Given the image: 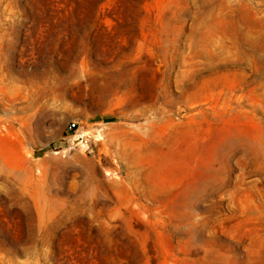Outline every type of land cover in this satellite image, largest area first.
<instances>
[{"label": "rangeland", "instance_id": "obj_1", "mask_svg": "<svg viewBox=\"0 0 264 264\" xmlns=\"http://www.w3.org/2000/svg\"><path fill=\"white\" fill-rule=\"evenodd\" d=\"M0 264H264V0H0Z\"/></svg>", "mask_w": 264, "mask_h": 264}, {"label": "built area", "instance_id": "obj_2", "mask_svg": "<svg viewBox=\"0 0 264 264\" xmlns=\"http://www.w3.org/2000/svg\"><path fill=\"white\" fill-rule=\"evenodd\" d=\"M74 127H75V124H72L71 127H70V129L73 130Z\"/></svg>", "mask_w": 264, "mask_h": 264}]
</instances>
